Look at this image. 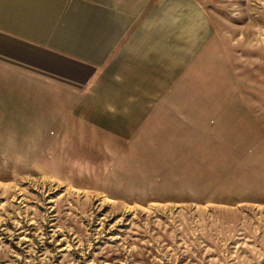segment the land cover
<instances>
[{
    "label": "rangeland",
    "instance_id": "374dc122",
    "mask_svg": "<svg viewBox=\"0 0 264 264\" xmlns=\"http://www.w3.org/2000/svg\"><path fill=\"white\" fill-rule=\"evenodd\" d=\"M26 1L0 0V56L44 48L86 117L0 137V264H264V0Z\"/></svg>",
    "mask_w": 264,
    "mask_h": 264
},
{
    "label": "crops",
    "instance_id": "0c3cea01",
    "mask_svg": "<svg viewBox=\"0 0 264 264\" xmlns=\"http://www.w3.org/2000/svg\"><path fill=\"white\" fill-rule=\"evenodd\" d=\"M44 5L48 4L42 2V8L45 7L46 10L42 9L39 14L40 17L44 16L43 21L38 23V18L37 22L23 23L26 28L33 27V29H38L41 32L53 25L52 18L48 21L50 16L53 15L50 14L51 11H48ZM25 6L32 10V6L39 5L34 0H27ZM80 9L73 5L68 10L62 11V18L57 24L58 29L57 31L55 30L54 39H65L70 36L69 33L71 31H78V29L82 28L81 25L89 24L85 21L83 23L78 22L77 18ZM5 43L9 44L13 56L9 55V58L0 56V137L7 136L6 139H8L10 136H23L27 137V139L22 138L21 141L30 140L28 137H31L34 141L44 142L48 141L51 136L50 127L59 128V130L54 131L57 134H55L56 136L66 135L68 128L75 127L76 122L84 120L86 115L82 113L80 107L70 109L68 104L79 103L80 100H73L72 96H66L64 92L66 84L64 75H59L58 73L50 75L47 70H43L39 66L34 67L32 63L28 62V60L33 59V63H47L50 56L45 52L44 48L18 39L5 40ZM51 59L57 62H64V59H56L53 56ZM81 64L74 62L71 65L77 71L83 70L81 69L82 67H84L83 72L92 70L90 76L96 77L92 66L87 65L88 67H85L81 66ZM109 89L110 87H107V84L101 87L95 84L84 100L88 99L93 102L97 99L98 94L105 91L109 93ZM5 128L8 129L3 130ZM0 141L7 140L1 139ZM8 141L13 142L15 139Z\"/></svg>",
    "mask_w": 264,
    "mask_h": 264
}]
</instances>
